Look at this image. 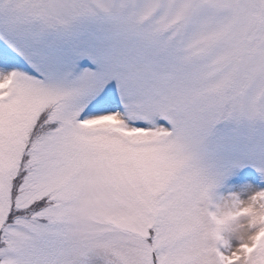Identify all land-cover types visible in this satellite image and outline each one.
Masks as SVG:
<instances>
[{
  "label": "snow or ice",
  "instance_id": "snow-or-ice-1",
  "mask_svg": "<svg viewBox=\"0 0 264 264\" xmlns=\"http://www.w3.org/2000/svg\"><path fill=\"white\" fill-rule=\"evenodd\" d=\"M0 264H264V0H0Z\"/></svg>",
  "mask_w": 264,
  "mask_h": 264
}]
</instances>
